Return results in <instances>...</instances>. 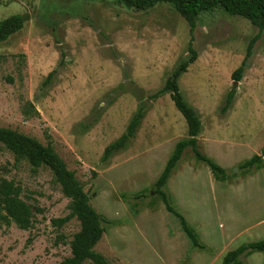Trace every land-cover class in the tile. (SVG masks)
I'll return each mask as SVG.
<instances>
[{
	"label": "rangeland",
	"instance_id": "1",
	"mask_svg": "<svg viewBox=\"0 0 264 264\" xmlns=\"http://www.w3.org/2000/svg\"><path fill=\"white\" fill-rule=\"evenodd\" d=\"M13 15L24 28L0 44V127L51 142L76 173L91 205L111 221L96 251L112 264H221L229 251L264 239V166L240 167L264 148V31L241 80L233 77L257 24L217 8L201 12L191 33L169 3L137 10L116 0H0V20ZM191 44L198 57L179 78L180 91L202 122L200 151L227 179L217 181L187 148L165 191L204 249L193 247L155 192L188 137L170 95L155 94L190 58ZM140 108L135 136L104 159ZM0 176L36 208L29 230L0 223V264H60L80 224H53L69 214V199L52 171L35 173L0 145ZM241 259L264 264V252Z\"/></svg>",
	"mask_w": 264,
	"mask_h": 264
},
{
	"label": "trees",
	"instance_id": "2",
	"mask_svg": "<svg viewBox=\"0 0 264 264\" xmlns=\"http://www.w3.org/2000/svg\"><path fill=\"white\" fill-rule=\"evenodd\" d=\"M129 8L147 10L159 3L173 4L178 13L184 17L189 25L190 31L196 28L195 18L201 13L221 8L231 16H241L257 24L260 33L250 42L247 54L234 73V79L240 81L252 55L255 42L264 31V0H116ZM24 28V19L20 15H13L0 20V44L9 40L13 35ZM190 58L183 62L167 79L165 85L155 94L156 97L169 94L178 111L185 118L188 126V137L179 141L167 161L160 177L155 183L156 194L161 199L168 212L173 214L180 222L185 234L190 239L194 248L204 249L198 233L189 225L184 215L178 212L172 205L168 193L165 191L167 181L182 159L187 148H191L195 158L205 163L217 181H225L227 174L225 168L200 151L198 136L202 131V122L196 111L184 99L180 87L179 78L188 71V68L197 60V52L189 47ZM54 73H50L45 80L44 86L50 83ZM235 92L228 93L225 105L222 109L226 112L231 106ZM145 109L140 108L131 119L126 132L119 139L108 145L104 152V159H108L114 152L122 149L136 134ZM0 145L13 153L17 162L26 161L33 172L40 168H48L52 171L54 180L60 185L63 194L69 199V214L63 218L54 219L53 224L62 227L72 219L78 220L80 229L70 241L71 254L64 258L60 264H112L95 247L103 238L106 231L105 224L111 221L99 214L91 205L90 195L78 180L76 173L70 170L66 162L56 152L51 142L44 145L34 137L23 134L8 127H0ZM264 166V148L260 154L252 156L241 164V169L249 170L253 167ZM151 207L155 202H151ZM35 210L33 205L27 203L21 197V188L13 180L0 176V223L10 226L15 224L22 230H29L34 223ZM257 252H264V239L240 245L229 251L223 258L221 264H243L241 257H248Z\"/></svg>",
	"mask_w": 264,
	"mask_h": 264
},
{
	"label": "water",
	"instance_id": "3",
	"mask_svg": "<svg viewBox=\"0 0 264 264\" xmlns=\"http://www.w3.org/2000/svg\"><path fill=\"white\" fill-rule=\"evenodd\" d=\"M237 83V82H236Z\"/></svg>",
	"mask_w": 264,
	"mask_h": 264
}]
</instances>
